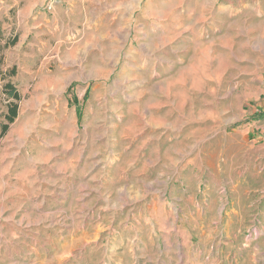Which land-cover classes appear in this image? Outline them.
I'll list each match as a JSON object with an SVG mask.
<instances>
[{"label":"rangeland","instance_id":"1","mask_svg":"<svg viewBox=\"0 0 264 264\" xmlns=\"http://www.w3.org/2000/svg\"><path fill=\"white\" fill-rule=\"evenodd\" d=\"M6 83L0 264H264V0H0Z\"/></svg>","mask_w":264,"mask_h":264},{"label":"crops","instance_id":"2","mask_svg":"<svg viewBox=\"0 0 264 264\" xmlns=\"http://www.w3.org/2000/svg\"><path fill=\"white\" fill-rule=\"evenodd\" d=\"M260 123H261L262 131L264 132V116L262 117V120L260 121ZM263 139L264 138L260 139V141H261L260 145H255V146L252 145V146L246 147L245 152H247V151H249V152L251 151L252 152L253 150L255 152H259L261 150L264 151V141H262ZM245 157H246V161H247V159H249V157L247 155ZM255 157H256L255 161H257L258 157L257 156H255ZM246 161H245V163L247 164L248 161L247 162ZM239 185H241L240 182L236 183V186H239ZM235 190H237V189H235ZM235 190H234V194H232V195L234 197H236V202H238L240 200V198L238 196L239 193L237 191L235 192ZM255 191L251 190L250 193L255 192ZM247 197H248V195H247ZM235 214H237V216L235 215L236 216L235 218L237 220H239V218H241L240 215L238 214V212L235 213ZM253 214H254V212H252L251 216L247 215V217H246V220H248L247 225L249 224L248 226H251L254 229L258 230L259 232H262L264 230V219H263V216L259 212L258 213L256 212L257 215L256 214L253 215Z\"/></svg>","mask_w":264,"mask_h":264},{"label":"trees","instance_id":"3","mask_svg":"<svg viewBox=\"0 0 264 264\" xmlns=\"http://www.w3.org/2000/svg\"><path fill=\"white\" fill-rule=\"evenodd\" d=\"M12 44H14V42ZM4 91L9 96V98L14 100L15 102H12L8 105L7 115L5 116L7 123L1 125L0 138L3 137L5 133L7 132L8 124L12 123L13 120L15 119L17 115V109H18V105L16 102L20 100V95L10 83H6L4 85ZM77 114H78V117L80 118L81 116L80 110H77Z\"/></svg>","mask_w":264,"mask_h":264}]
</instances>
